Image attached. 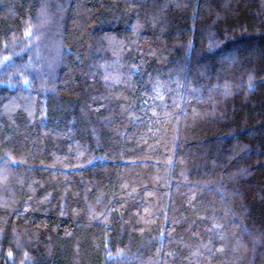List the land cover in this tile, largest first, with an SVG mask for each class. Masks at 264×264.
<instances>
[{"label":"trees","instance_id":"16d2710c","mask_svg":"<svg viewBox=\"0 0 264 264\" xmlns=\"http://www.w3.org/2000/svg\"><path fill=\"white\" fill-rule=\"evenodd\" d=\"M0 264H264V0H0Z\"/></svg>","mask_w":264,"mask_h":264},{"label":"rangeland","instance_id":"374dc122","mask_svg":"<svg viewBox=\"0 0 264 264\" xmlns=\"http://www.w3.org/2000/svg\"><path fill=\"white\" fill-rule=\"evenodd\" d=\"M49 22H50V23H53V20H52V19H50V20H49Z\"/></svg>","mask_w":264,"mask_h":264}]
</instances>
